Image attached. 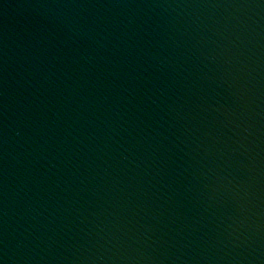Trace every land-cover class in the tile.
<instances>
[{"label": "water", "instance_id": "water-1", "mask_svg": "<svg viewBox=\"0 0 264 264\" xmlns=\"http://www.w3.org/2000/svg\"><path fill=\"white\" fill-rule=\"evenodd\" d=\"M0 264H264V0H0Z\"/></svg>", "mask_w": 264, "mask_h": 264}]
</instances>
